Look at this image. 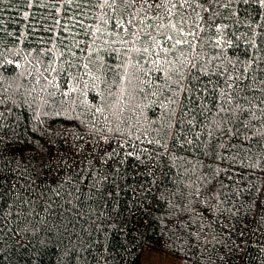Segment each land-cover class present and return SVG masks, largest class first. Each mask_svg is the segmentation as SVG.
Here are the masks:
<instances>
[{
  "label": "trees",
  "instance_id": "1",
  "mask_svg": "<svg viewBox=\"0 0 264 264\" xmlns=\"http://www.w3.org/2000/svg\"><path fill=\"white\" fill-rule=\"evenodd\" d=\"M149 250L264 264V0H0V264Z\"/></svg>",
  "mask_w": 264,
  "mask_h": 264
},
{
  "label": "rangeland",
  "instance_id": "2",
  "mask_svg": "<svg viewBox=\"0 0 264 264\" xmlns=\"http://www.w3.org/2000/svg\"><path fill=\"white\" fill-rule=\"evenodd\" d=\"M151 252H155V254H159V256H161L163 258L164 261L162 262V264H174L173 262H175V261L179 263V260L178 259L172 257L171 255H169L167 253H165L164 255H162L160 253H157L156 251L149 250L147 252V255L150 254V256H148V257L145 256V258H144V260H145L144 261V264H159L161 262L160 257H156L153 254L151 255ZM166 259L169 260L170 262L169 261H166Z\"/></svg>",
  "mask_w": 264,
  "mask_h": 264
}]
</instances>
